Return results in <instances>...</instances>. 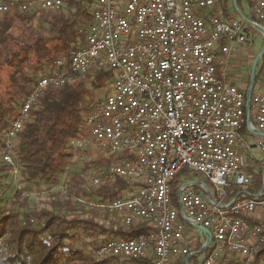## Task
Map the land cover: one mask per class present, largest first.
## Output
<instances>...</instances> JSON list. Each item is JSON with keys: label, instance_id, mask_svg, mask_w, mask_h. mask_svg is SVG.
I'll use <instances>...</instances> for the list:
<instances>
[{"label": "built area", "instance_id": "obj_1", "mask_svg": "<svg viewBox=\"0 0 264 264\" xmlns=\"http://www.w3.org/2000/svg\"><path fill=\"white\" fill-rule=\"evenodd\" d=\"M66 1L0 0V18L18 10L60 11ZM97 2L74 49L45 67L20 100L18 114L0 127V161L12 166L21 183L15 150L35 102L49 86L61 87L93 69L111 70L109 91L87 102L82 137L71 146L83 165L108 161L87 170L88 185L122 177L130 187L115 199H73L122 225L145 222L149 229L139 237L106 239L96 260L250 264L264 242V70L249 113L246 90L228 73L232 54L253 45V26L238 13L226 14L228 0ZM251 8L264 27V0H251ZM246 123L250 135L242 131ZM188 170L201 173L213 188L195 180L180 183L174 199L173 181ZM261 170L262 186L248 192ZM66 186L45 191L66 193ZM23 187V195L32 194ZM188 225L208 228L210 242L199 230L187 231ZM197 247L204 248V257L187 262Z\"/></svg>", "mask_w": 264, "mask_h": 264}, {"label": "trees", "instance_id": "obj_2", "mask_svg": "<svg viewBox=\"0 0 264 264\" xmlns=\"http://www.w3.org/2000/svg\"><path fill=\"white\" fill-rule=\"evenodd\" d=\"M83 1L69 0L67 3L76 9L67 13L41 11L39 14L18 10L0 18V127L8 126L18 114L20 100L42 74L43 64L51 65L74 49V43L82 35L80 26L92 19ZM237 2L243 11L241 0ZM249 16L256 21L253 14ZM263 70L264 56L256 81ZM111 76V70L93 69L61 87L49 86L33 105L15 150L25 184L23 189L32 183L47 188L66 184L67 192L54 193L56 197L50 202L54 211H31L24 209L25 204L20 210L16 202L11 203V208L0 207V264H106L98 262L94 253L77 247L80 230L88 235L106 232L109 237L133 238L149 229L145 222L107 229L91 219L74 215L84 209L77 207L80 205L74 201V195L108 200L120 197L130 187L127 180L117 177L99 187L87 188L84 173L108 161H92L76 170L80 161L75 160L71 146L73 139L82 137L87 99L93 90H102ZM242 131H248L247 123ZM11 169L10 164L0 161V179L11 177L14 181ZM262 170L256 175L255 184L247 188L248 192L262 186ZM178 176L173 181L174 199ZM199 250V247L194 249ZM250 264H264V242Z\"/></svg>", "mask_w": 264, "mask_h": 264}, {"label": "rangeland", "instance_id": "obj_3", "mask_svg": "<svg viewBox=\"0 0 264 264\" xmlns=\"http://www.w3.org/2000/svg\"><path fill=\"white\" fill-rule=\"evenodd\" d=\"M69 0L66 1L65 6L60 10V11H65L66 13L69 11H74L76 9V7L69 5V3H67ZM71 1H76V0H71ZM97 0H84L83 4L88 7L90 9V15L91 12L93 11L94 7L97 6ZM241 4H242V9L243 12L246 14H251L252 12V8H251V2L249 0H241ZM84 6V7H85ZM235 8V7H234ZM236 11V9H235ZM251 11V12H250ZM44 12V11H42ZM40 14V13H39ZM4 17V16H3ZM89 23V22H88ZM87 22L85 23V25L88 24ZM83 25V26H85ZM83 26H80L83 27ZM253 32H252V41H254L252 48H250V50L245 49L246 51H252L250 56L248 57V61H249V65L247 68V75H251V71H252V66L254 63V60L257 56V54L261 51V49L264 46V35L257 30L255 27H253ZM247 55L249 54L248 52ZM262 64V60L259 62L258 65V69L257 72L259 71V67ZM47 63H44L42 67L47 66ZM43 69V72H44ZM42 72V73H43ZM38 78V77H37ZM110 78H108V80L105 83L104 88H102V90H93V94L90 98L87 99V101H89L90 99L92 100H97L101 97H103L105 95V93H107L110 89ZM261 75L258 77L257 81L261 80ZM237 85L239 87L242 88V83H240L239 81L237 82ZM256 150V152H258L261 156L263 155L261 152V149L256 147L254 148ZM81 168H85L83 167V163L80 161V164H78L75 169L76 170H81ZM86 174V173H84ZM86 178V177H85ZM256 178V176L254 177ZM192 180L195 181H201L204 184L208 185L209 187H212L211 183L209 182V180L207 178H205L201 173L194 171V170H188V171H184L182 172L179 176H178V182L180 183H186V182H190ZM23 182L21 181V183H18L16 181V179L14 178V181L12 180L11 177H5L3 179H0V207L2 208H11V203L12 202H16V206L19 207L20 210L23 209V207L21 205H26L24 207V209L27 210H42V209H47L48 211H54V208L51 206L50 202L54 201L55 199V195L54 193L56 192H46V188L47 186L42 185V186H38L36 184H31V185H27V193L31 192V195H23V192L20 191V194H18L17 192L19 191V186H23ZM25 185V184H24ZM46 187V188H45ZM86 187H91L90 185L86 184ZM93 188V187H91ZM213 188V187H212ZM17 194V196H16ZM16 196V197H15ZM77 206V205H76ZM79 207V209H81V206H77ZM75 216H77L78 218H84V219H91L93 220V222L98 223L101 226H104L105 228H112L113 229H119L121 227V224L119 223L118 219L116 217H112L109 215H103V214H99L96 212H92V211H88L85 209L82 210V212H78L77 214H74ZM73 216V215H72ZM71 216V217H72ZM35 222H37V218L35 217ZM187 231H192V232H197L198 229L197 227H195L194 225H188L187 226ZM80 232V240L77 244V247L86 250L88 252L94 253L96 252V248L98 247V245L100 243H102L103 241H105L106 239L110 238L106 232H102V233H97L94 235H88L85 232H82L81 230ZM188 235V233H186ZM196 240L200 241V238H197ZM193 246V244H191ZM199 257L203 258L204 257V252L202 254H199ZM255 254L252 256V260L254 259Z\"/></svg>", "mask_w": 264, "mask_h": 264}, {"label": "crops", "instance_id": "obj_4", "mask_svg": "<svg viewBox=\"0 0 264 264\" xmlns=\"http://www.w3.org/2000/svg\"><path fill=\"white\" fill-rule=\"evenodd\" d=\"M231 4H233L232 0H228V6L226 8V14H234L236 15L237 11H235L234 5L231 6ZM251 12V11H250ZM252 14V12H251ZM250 15V14H247ZM250 48H252V45L246 44L242 47H240L236 52H234L230 58V65H229V73H228V79L237 83L238 81L240 83H242V89H245L247 92V87H248V79L251 76L250 73L249 75H247V68H248V57L250 56L252 51H246L250 50ZM248 52L249 54L247 55ZM253 67V66H252ZM251 67V68H252ZM257 82V81H256ZM255 82V83H256ZM257 130H255V134H257ZM244 134L250 135L248 134V131H244ZM250 221L252 223H256L257 219L255 217H252L250 219Z\"/></svg>", "mask_w": 264, "mask_h": 264}, {"label": "water", "instance_id": "obj_5", "mask_svg": "<svg viewBox=\"0 0 264 264\" xmlns=\"http://www.w3.org/2000/svg\"><path fill=\"white\" fill-rule=\"evenodd\" d=\"M235 9L237 11V13L243 17L250 25H252L253 27H255L257 30H259L263 35H264V27L262 25H260L259 23H257L254 19H252L249 15H247L246 13H244L240 7L238 6V2L237 0H233ZM264 56V46L261 49V51L257 54L254 63H253V67H252V71H251V76H250V81L247 87V109H248V113H249V107L251 104V96H252V91H253V87L257 78V69H258V65L259 62L262 60ZM257 134L259 135H263V132L258 131ZM197 227V229L200 231L201 234H205L208 237V242H210L211 240V232L208 228L202 226V225H195ZM204 250V248L200 249L198 251V253L202 252ZM192 255H189L187 257V262L190 260Z\"/></svg>", "mask_w": 264, "mask_h": 264}, {"label": "bare ground", "instance_id": "obj_6", "mask_svg": "<svg viewBox=\"0 0 264 264\" xmlns=\"http://www.w3.org/2000/svg\"><path fill=\"white\" fill-rule=\"evenodd\" d=\"M233 1V0H232ZM234 5V3L232 4ZM235 7V6H234ZM194 251V250H193ZM195 254H193L191 257L196 256V254H199L198 251H194ZM191 259V258H190Z\"/></svg>", "mask_w": 264, "mask_h": 264}]
</instances>
